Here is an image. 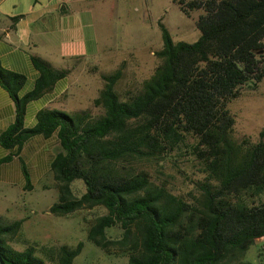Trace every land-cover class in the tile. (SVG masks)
<instances>
[{"label": "trees", "instance_id": "obj_1", "mask_svg": "<svg viewBox=\"0 0 264 264\" xmlns=\"http://www.w3.org/2000/svg\"><path fill=\"white\" fill-rule=\"evenodd\" d=\"M174 1L188 16L202 10L199 39L175 42L159 22L163 47L155 53L161 62L154 73L126 98L116 89L121 68L102 74L104 86L93 100L102 110L97 116L87 109L43 108L36 124L26 127L28 102L51 91L71 70L33 57L40 75L21 97L26 77L0 64V83L16 110L14 122L0 134L1 145L12 150L0 158V167L20 155L31 138L55 135L61 149L51 169L60 197L51 212L103 206L107 213L91 223L88 239L107 253L128 254L129 264H223L264 239V130L258 142L238 141L229 107L246 86L256 89L264 79V0ZM183 143L193 145L205 167L198 207L155 184L147 171L132 169L137 160L158 159ZM22 168L25 189H33L24 160ZM77 179L86 187L80 196L71 186ZM22 224L0 215L4 262L52 264L36 255L34 245L18 250L10 244ZM117 226L122 236L108 238L107 229ZM83 248L80 241L74 249L61 246L47 254L57 264H73Z\"/></svg>", "mask_w": 264, "mask_h": 264}, {"label": "rangeland", "instance_id": "obj_2", "mask_svg": "<svg viewBox=\"0 0 264 264\" xmlns=\"http://www.w3.org/2000/svg\"><path fill=\"white\" fill-rule=\"evenodd\" d=\"M110 4L117 7L116 10L108 8ZM97 7L101 16L100 54L92 61L78 64L80 69L71 77L73 87L70 94L63 95L57 104L51 106L52 109L68 113L87 109L93 116L101 114L102 110L94 106L93 100L104 86L102 74L112 73L119 68L122 76L116 89L121 97L126 98L138 91L142 82L154 73L161 62L155 54L163 47L159 22L168 28L175 42H195L201 35L197 21L202 10H195L188 16L174 0H102ZM229 107L236 118L235 139L241 141L248 137L251 142H258L260 132L264 130V79L256 89L246 86ZM51 143L54 154L58 153L61 147L55 135ZM133 167L135 172L147 171L155 184L164 185L186 201L200 206V185L205 177V167L193 145L183 143L173 149L168 147L167 153L161 154L158 159L137 160ZM40 169L38 166V171ZM71 186L77 196L86 189L80 179ZM12 188V192H7L5 196L0 183V215L6 221L23 220L20 232L10 241L14 248L24 250L34 245L36 255L57 264L56 257L48 255L50 252L56 253L61 246L74 249L83 241L84 248L73 264H129L128 254L107 253L88 239L89 226L96 217L107 213L106 208L96 206L65 215L50 211L60 197V185L55 180L54 172L36 180L33 189H23L18 182ZM122 233L119 226L107 229V236L111 239L120 238ZM263 262L264 239L256 241L244 254L223 264Z\"/></svg>", "mask_w": 264, "mask_h": 264}, {"label": "crops", "instance_id": "obj_3", "mask_svg": "<svg viewBox=\"0 0 264 264\" xmlns=\"http://www.w3.org/2000/svg\"><path fill=\"white\" fill-rule=\"evenodd\" d=\"M101 4L102 0H0V64L26 77L19 90L21 97L34 89L40 75L33 57L47 60L55 68L71 70L55 83L51 91L28 102L26 127L36 124L41 109H52L51 106L57 104L63 95L70 94L73 87L71 77L80 69L78 64L81 61H92L99 56L101 16L97 6ZM108 8L116 10L117 7L110 4ZM15 115L14 101L0 83V134L14 122ZM53 137L31 138L20 155L13 156L0 167V183L5 196L12 192L16 182L23 189L26 187L22 160L29 168L33 187L36 180L53 173L51 163L57 154L51 145ZM11 152L0 143V158ZM38 166L39 169L42 166L40 171Z\"/></svg>", "mask_w": 264, "mask_h": 264}, {"label": "water", "instance_id": "obj_4", "mask_svg": "<svg viewBox=\"0 0 264 264\" xmlns=\"http://www.w3.org/2000/svg\"><path fill=\"white\" fill-rule=\"evenodd\" d=\"M0 262H1V264H6V263L4 262V260L2 259L1 255H0Z\"/></svg>", "mask_w": 264, "mask_h": 264}]
</instances>
